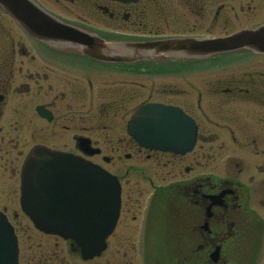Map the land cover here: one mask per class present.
<instances>
[{"label":"flooded vegetation","instance_id":"af4514ba","mask_svg":"<svg viewBox=\"0 0 264 264\" xmlns=\"http://www.w3.org/2000/svg\"><path fill=\"white\" fill-rule=\"evenodd\" d=\"M30 1L61 25L112 40L253 28L242 23L247 10L239 0ZM262 6L264 0H256L255 7ZM204 61L186 67L166 61L148 73L163 78L158 86L153 79L142 86L143 102L177 105L194 119V148L182 154L141 148L126 128L141 95L120 85L124 73L30 35L0 6V155L16 150L12 174L29 142L27 151L39 144L87 157L77 142L89 139L99 155L101 142L110 153L120 152L119 142L132 143L175 177L124 181L120 217L100 255L84 259L47 245L31 264H264V214L257 209L264 208V52Z\"/></svg>","mask_w":264,"mask_h":264},{"label":"water","instance_id":"95a60500","mask_svg":"<svg viewBox=\"0 0 264 264\" xmlns=\"http://www.w3.org/2000/svg\"><path fill=\"white\" fill-rule=\"evenodd\" d=\"M25 28L34 35L53 37L64 47L77 48L80 53L109 63L160 62L171 57H205L241 47L259 49L264 47V28L259 31L244 30L224 38H168L154 41H126L107 39L99 34L55 23L50 26L47 17L41 18L40 10L27 0H0ZM31 14V17L29 16ZM53 25V23L51 24ZM129 132L145 147L184 152L195 143L193 121L179 108L162 104L140 107L129 122ZM89 149V146H88ZM90 152V151H89ZM45 161L41 162L40 159ZM50 160V161H48ZM57 160L81 164L72 156L39 148L30 157L22 175V204L36 225L45 231L72 237L89 257L98 253L104 239L114 228L120 209V185L117 178L96 165L83 163L89 169L81 174L76 169L77 185L70 186L63 195L53 188L38 184L34 176L36 166L49 169ZM48 161V162H47ZM55 186L65 183L57 177ZM60 182V183H59ZM68 186V185H67ZM45 188L46 198L37 200V189ZM50 216H49V214ZM55 213V215H52ZM70 215L69 220L58 224L60 216ZM0 264H19L17 238L10 223L0 213Z\"/></svg>","mask_w":264,"mask_h":264},{"label":"rangeland","instance_id":"374dc122","mask_svg":"<svg viewBox=\"0 0 264 264\" xmlns=\"http://www.w3.org/2000/svg\"><path fill=\"white\" fill-rule=\"evenodd\" d=\"M242 2V4H245V10H247L246 15L242 20V23H245L244 25L248 26H257L261 22H264V9L256 6V0H239ZM263 1V0H261ZM263 7V6H262ZM264 8V7H263ZM238 10V8H237ZM249 13V15H248ZM257 13V14H256ZM122 75L119 76L120 85L125 88H130V90H135L137 94L141 95V98L137 101H141L144 97V88L140 86V84H147L150 79L156 80L157 86L158 82L163 80V78L160 77H149L146 74H131L128 75L125 72ZM106 76L102 77V79H110V73L104 72ZM98 79L99 85H102L101 80ZM168 79H171L170 77ZM137 85V87L133 85ZM156 94V93H155ZM32 142H29L27 146H24V155L26 154V151L30 148V144ZM123 144V142H121ZM22 144L18 148V150L22 149ZM235 146L230 147L233 148ZM17 150V151H18ZM121 152V151H120ZM127 152H133L132 149L124 148L122 149L121 153H114V152H107V154L114 155V158L111 161L105 162L101 155L93 156V160L101 163L103 166H105L107 169L112 171L115 174L121 175V180H131V181H147V178L144 177L150 176L153 180L156 182H159L162 180L163 177L167 178V181L175 179V177L170 178L167 171L169 170L168 167L161 166V165H154L153 161H148L144 156L141 154L137 157V154H135L131 158H125L124 154ZM136 152V151H135ZM238 152V151H237ZM236 152V153H237ZM134 153V152H133ZM224 154H232L231 150H226L223 152ZM16 150L10 151L9 153H6V148L4 152L0 155V209H6L7 213L14 224L17 235L19 238L20 243V256L23 259V262L25 264H31L27 259L29 260L28 256L33 255L34 253H37L36 251L42 250L45 246L53 245L57 243V246L65 247V242L62 238L54 235H46L41 233L39 230H37L32 221L29 219L27 215L24 214V212L21 210L20 203H19V167L17 166L18 162L15 160V171L16 175L12 174V163L11 161L14 159V155L16 156ZM118 154H122V158L118 159ZM223 154V155H224ZM238 155H242L240 153H237ZM3 155V157H1ZM22 156V158L24 157ZM221 158H225L224 156ZM220 158V160H221ZM129 169L130 172L126 173V170ZM249 172H245L244 175H249ZM256 176H260L259 174H256ZM149 180V177H148ZM261 212L264 213V209L260 208Z\"/></svg>","mask_w":264,"mask_h":264}]
</instances>
